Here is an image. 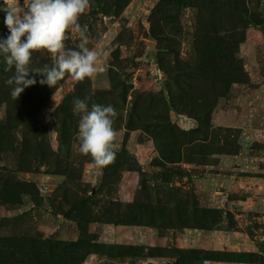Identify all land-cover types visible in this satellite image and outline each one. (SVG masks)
<instances>
[{
    "label": "rangeland",
    "instance_id": "obj_1",
    "mask_svg": "<svg viewBox=\"0 0 264 264\" xmlns=\"http://www.w3.org/2000/svg\"><path fill=\"white\" fill-rule=\"evenodd\" d=\"M90 5L104 73H33L13 98L0 55V264H264V0ZM54 63L34 51L30 67ZM85 98L117 113L102 168L79 151Z\"/></svg>",
    "mask_w": 264,
    "mask_h": 264
},
{
    "label": "clouds",
    "instance_id": "obj_2",
    "mask_svg": "<svg viewBox=\"0 0 264 264\" xmlns=\"http://www.w3.org/2000/svg\"><path fill=\"white\" fill-rule=\"evenodd\" d=\"M5 3V24L10 35L0 41V55L7 65L5 71L15 68L13 76L6 81L7 85H14L13 98H19L26 88L37 83L33 73L45 77L40 84L54 87L66 74L83 81L106 71L98 48L87 46V25L79 23L91 6L90 0H27L22 10L6 0ZM69 31H75L80 37L78 50L66 47ZM41 50L53 55L54 65L31 68L33 52ZM88 99L73 101V111L80 115L79 151L90 156L96 167L102 168L116 159L119 133L114 129V118L117 113L112 105L92 104L89 110Z\"/></svg>",
    "mask_w": 264,
    "mask_h": 264
},
{
    "label": "water",
    "instance_id": "obj_3",
    "mask_svg": "<svg viewBox=\"0 0 264 264\" xmlns=\"http://www.w3.org/2000/svg\"><path fill=\"white\" fill-rule=\"evenodd\" d=\"M175 264H181L180 261L177 259L175 262Z\"/></svg>",
    "mask_w": 264,
    "mask_h": 264
}]
</instances>
